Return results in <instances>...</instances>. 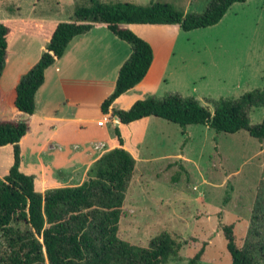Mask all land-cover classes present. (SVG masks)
Masks as SVG:
<instances>
[{"label": "trees", "instance_id": "1", "mask_svg": "<svg viewBox=\"0 0 264 264\" xmlns=\"http://www.w3.org/2000/svg\"><path fill=\"white\" fill-rule=\"evenodd\" d=\"M211 0L201 13L183 12L167 2L138 4L127 1L84 0L74 3L71 17L56 23H4L0 21V74L8 40L15 30L24 29L44 38L37 60L22 73L14 88L12 104L18 112L30 115L33 96L43 81V71L60 57L72 37L102 24L130 46V52L117 70L113 89L100 102L102 114L109 113L118 123L153 116L176 124L204 125L214 132L244 130L250 137L264 138V115L249 123V111L264 107V86L237 97L208 100L209 111L191 96L168 92L146 95L126 110L110 108L112 101L131 89L145 75L152 59L150 45L126 24H176L181 31L215 24L234 2ZM25 120H0V146L11 144L12 163L0 177V235L7 252L0 264H163L176 255L180 242L166 232L153 236L145 246L128 243L117 236V225L124 194L132 176L134 159L121 147L117 126L112 133L117 146L104 151L86 170L78 185L53 187L42 193L33 188L32 176L18 170V141L27 130ZM264 177V165L262 168ZM257 223L264 224V184L260 182L252 207L249 234L258 236ZM229 264H259L264 254V239H246L235 244L231 224H221ZM202 247L193 255L197 259Z\"/></svg>", "mask_w": 264, "mask_h": 264}, {"label": "rangeland", "instance_id": "2", "mask_svg": "<svg viewBox=\"0 0 264 264\" xmlns=\"http://www.w3.org/2000/svg\"><path fill=\"white\" fill-rule=\"evenodd\" d=\"M83 1L0 0V20H66L74 3ZM101 1L167 2L183 12L201 13L211 0ZM174 53L176 63L164 77L162 95L171 91L191 96L211 111L210 99L237 97L262 88L264 0L234 2L215 24L180 31ZM92 114L96 120L101 119L98 113ZM263 115L264 107L252 108L249 123H257ZM96 120L86 124V131L93 133L100 128L105 137L115 139L111 118L100 127ZM148 120L146 127L140 125L129 139L132 142L144 133L120 209L117 236L145 246L158 233H168L181 245L163 264H229L221 224L232 225L238 247L246 239L263 241L264 224L257 223L259 234L253 237L255 232L249 234V223L260 182L264 184V138L257 141L244 130L216 133L197 124L182 130L158 117L149 116ZM181 144L186 161L168 158L181 153ZM142 158H149V162H141ZM51 167L47 171L53 174L62 170L53 164ZM201 247V255L193 260ZM4 252L0 235V256ZM259 264H264V254Z\"/></svg>", "mask_w": 264, "mask_h": 264}, {"label": "crops", "instance_id": "3", "mask_svg": "<svg viewBox=\"0 0 264 264\" xmlns=\"http://www.w3.org/2000/svg\"><path fill=\"white\" fill-rule=\"evenodd\" d=\"M0 21L19 24L59 22L27 17ZM126 27L150 45L152 59L142 79L112 101L110 108L122 110L146 95H162L164 77L176 63L174 48L181 31L176 24L129 23ZM44 44L43 37L27 32L26 28L15 30L8 40L0 74V120H25L28 125L18 141V170L32 176L33 188L40 193L48 188L80 184L86 178L90 164L104 151L118 145L116 139L105 137L100 128L93 133L86 131V124L96 120L94 111L101 118L96 120L97 126L111 118V127H118L121 147L134 159L133 177L137 162L135 153L144 141V133L138 134L132 142L129 139L140 125L146 127L149 116L121 124L99 109L100 102L113 89L117 70L128 56L130 46L102 24L72 37L60 57L44 69L43 81L33 96V112L27 115L13 106V88L19 76L37 60ZM182 146L179 148L181 153L168 158L186 161ZM140 161L149 162V158ZM11 163V144L0 146V177L7 173ZM50 164L62 170L53 174L52 170L47 171L52 168Z\"/></svg>", "mask_w": 264, "mask_h": 264}, {"label": "water", "instance_id": "4", "mask_svg": "<svg viewBox=\"0 0 264 264\" xmlns=\"http://www.w3.org/2000/svg\"><path fill=\"white\" fill-rule=\"evenodd\" d=\"M113 119L115 120V123L118 122L117 119L115 117H113Z\"/></svg>", "mask_w": 264, "mask_h": 264}, {"label": "built area", "instance_id": "5", "mask_svg": "<svg viewBox=\"0 0 264 264\" xmlns=\"http://www.w3.org/2000/svg\"><path fill=\"white\" fill-rule=\"evenodd\" d=\"M98 123H100V122H98Z\"/></svg>", "mask_w": 264, "mask_h": 264}]
</instances>
